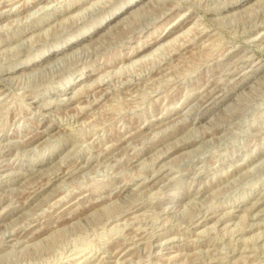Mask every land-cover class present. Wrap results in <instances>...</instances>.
Listing matches in <instances>:
<instances>
[{
  "label": "rangeland",
  "instance_id": "1",
  "mask_svg": "<svg viewBox=\"0 0 264 264\" xmlns=\"http://www.w3.org/2000/svg\"><path fill=\"white\" fill-rule=\"evenodd\" d=\"M238 2L0 0V264H264V0Z\"/></svg>",
  "mask_w": 264,
  "mask_h": 264
},
{
  "label": "bare ground",
  "instance_id": "2",
  "mask_svg": "<svg viewBox=\"0 0 264 264\" xmlns=\"http://www.w3.org/2000/svg\"><path fill=\"white\" fill-rule=\"evenodd\" d=\"M134 1V3L135 2H137L138 0H133ZM247 1H249V0H240V2H238V3H235L234 5H232V6H235V5H242V4H244V3H246ZM137 4V3H136ZM130 5H132V4H127V7H129ZM255 10V9H254ZM10 11V10H9ZM121 12H122V10H117V11H115L114 12V15L113 16H118L119 14H121ZM30 13V12H29ZM128 13V12H127ZM28 14V13H27ZM109 15V17H110V14H108ZM143 17V16H142ZM13 19V18H12ZM108 17L106 18V20L105 21H108ZM100 25H102V24H100ZM169 33L170 32H168L167 34H165V35H163L162 37L161 36H159V37H157V38H155V40L151 43V44H155V45H157V43L158 42H160V41H163L168 35H169ZM187 33V32H186ZM173 39V38H172ZM212 39V38H211ZM210 40V39H209ZM175 42V41H174ZM74 43L71 41L70 42V44H68L69 46H72ZM86 44V43H85ZM67 45V46H68ZM67 46H64V47H61V48H58V49H56V50H54V51H52V53H53V55H58V54H61L64 50H66L68 47ZM82 47V46H81ZM149 48V46H146V47H144V48H142L141 50H139V51H135L134 53H131L129 56H128V58H132V57H134V56H136V55H139V53L140 52H143L144 50H146L147 51V49ZM161 49V48H160ZM152 50V49H151ZM150 51V50H149ZM144 55H145V53H144ZM143 55V56H144ZM149 55H150V53H149ZM45 57H46V55H42V57H40V59H36V60H34V62H31L30 64H28V65H26L25 67H23V69H29V68H32L34 65H36V64H38V63H40L41 61H44L45 60ZM47 57H49V56H47ZM139 57V56H138ZM146 57V56H145ZM54 58V57H53ZM135 61V60H134ZM122 66V65H121ZM111 69V68H110ZM105 74V73H104ZM103 76V75H102ZM99 78V77H98ZM1 80V79H0ZM4 80V79H3ZM126 83V82H125ZM84 87V86H83ZM79 89V88H78ZM5 91V90H4ZM212 98L211 97H209V98H207L205 101H203L204 103L205 102H209L210 100H211ZM94 102V101H93ZM124 137V136H123ZM122 137V138H123ZM36 180V179H35ZM5 183V182H4ZM156 189V188H155ZM146 196V195H145ZM204 220V219H203ZM202 224H204V223H202ZM197 225H198V223H197ZM53 230V229H52ZM203 231V230H202ZM200 232V231H199ZM250 235V234H249ZM24 239V238H23Z\"/></svg>",
  "mask_w": 264,
  "mask_h": 264
}]
</instances>
